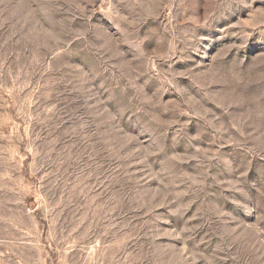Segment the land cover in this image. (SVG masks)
<instances>
[{
	"label": "rangeland",
	"instance_id": "374dc122",
	"mask_svg": "<svg viewBox=\"0 0 264 264\" xmlns=\"http://www.w3.org/2000/svg\"><path fill=\"white\" fill-rule=\"evenodd\" d=\"M0 264H264V0H0Z\"/></svg>",
	"mask_w": 264,
	"mask_h": 264
}]
</instances>
